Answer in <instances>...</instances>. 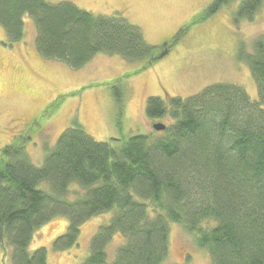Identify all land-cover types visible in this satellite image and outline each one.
<instances>
[{"label": "trees", "instance_id": "1", "mask_svg": "<svg viewBox=\"0 0 264 264\" xmlns=\"http://www.w3.org/2000/svg\"><path fill=\"white\" fill-rule=\"evenodd\" d=\"M229 1L214 0L206 14ZM261 1L243 0L238 17L252 18ZM27 14L36 27L37 52L47 60L74 69L99 53L145 67L157 61L139 26L69 0H0L9 43L24 38ZM255 44L246 60L257 99L225 83L170 98V104L152 96L148 117L173 120L162 136L136 134L119 145V139L101 142L82 126L68 127L41 166L22 147L6 146L0 155V245L12 250L13 264H48L45 247H29L37 229L53 218H68L66 232L55 240L64 249L78 242L84 222L111 210L83 264H167L171 222L195 234L212 264H264V38ZM74 183L86 191L71 199ZM117 234L123 243L111 259L107 247Z\"/></svg>", "mask_w": 264, "mask_h": 264}, {"label": "rangeland", "instance_id": "2", "mask_svg": "<svg viewBox=\"0 0 264 264\" xmlns=\"http://www.w3.org/2000/svg\"><path fill=\"white\" fill-rule=\"evenodd\" d=\"M69 1L95 15L120 14L139 26L156 48L157 61L145 67V62L99 53L74 69L38 54L30 15H25L24 38L18 42L9 43L0 24V155L13 144L41 166L62 132L78 125L97 141L119 139V145L136 134L162 136L164 132L155 130L153 124L168 126L173 120L169 115L148 117L147 101L152 96L170 104V98H187L206 86L225 83L241 86L252 99L258 98L246 59L255 53L256 40L264 38V0L252 18L238 17L243 0H230L211 15L206 12L214 0ZM47 186L42 184V188ZM85 191L74 183L68 196L75 199ZM114 212L84 222L78 242L64 249L57 248L55 240L66 232L69 221L57 216L37 229L29 249L45 247L48 264H83L90 254L91 238ZM169 227L167 264H212L195 234L178 223L171 222ZM121 243L123 237L115 235L107 247L109 258ZM0 264H13L12 250L5 252L1 245Z\"/></svg>", "mask_w": 264, "mask_h": 264}, {"label": "water", "instance_id": "3", "mask_svg": "<svg viewBox=\"0 0 264 264\" xmlns=\"http://www.w3.org/2000/svg\"><path fill=\"white\" fill-rule=\"evenodd\" d=\"M153 127L155 130L157 131H163L166 129L167 125H165L164 123L162 122H157V123H154L153 124Z\"/></svg>", "mask_w": 264, "mask_h": 264}, {"label": "crops", "instance_id": "4", "mask_svg": "<svg viewBox=\"0 0 264 264\" xmlns=\"http://www.w3.org/2000/svg\"><path fill=\"white\" fill-rule=\"evenodd\" d=\"M23 47V45H21ZM34 47H36V44H34ZM101 62H103V60H101Z\"/></svg>", "mask_w": 264, "mask_h": 264}]
</instances>
